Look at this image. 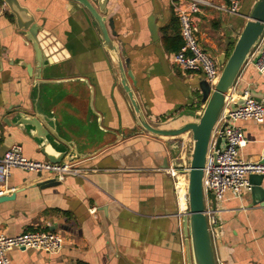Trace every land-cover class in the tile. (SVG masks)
<instances>
[{
    "label": "crops",
    "instance_id": "0c3cea01",
    "mask_svg": "<svg viewBox=\"0 0 264 264\" xmlns=\"http://www.w3.org/2000/svg\"><path fill=\"white\" fill-rule=\"evenodd\" d=\"M19 1L35 21H43L45 53L54 62L42 72L53 81L36 93L40 111L52 112L59 135L87 155L74 163L81 175H66L52 186L43 185L51 178L47 174L10 170L5 186L10 191L1 195L10 198L0 200V233L38 229L64 240L57 254L12 249L11 264H187L183 214L163 168L174 164L176 147L185 154L189 133L160 136L139 125L100 30L83 5ZM90 1L97 8V0ZM206 1L194 13L196 35L201 47L219 58L235 43L256 0H242L239 14L221 9L224 0ZM101 15L122 59L128 60L125 68L147 119L160 128L197 121L205 106L200 89L205 78L178 67L175 51L163 44V36L168 46L180 36L171 0H107ZM8 20L0 14V155L17 146L29 159L48 160L26 130L10 122L19 111L32 110L33 81L22 64L33 63V51ZM245 89L264 104V73L251 62L227 96L237 98ZM177 117L181 122L173 126ZM237 124L247 139L239 159L260 161L264 120ZM250 204L248 189L239 195L228 191L215 201L219 221L211 239L217 264H264V215Z\"/></svg>",
    "mask_w": 264,
    "mask_h": 264
},
{
    "label": "water",
    "instance_id": "95a60500",
    "mask_svg": "<svg viewBox=\"0 0 264 264\" xmlns=\"http://www.w3.org/2000/svg\"><path fill=\"white\" fill-rule=\"evenodd\" d=\"M74 1L84 6L97 24L103 44L115 67L117 79L128 97L139 125L147 132L160 136L178 137L185 132H191L189 159L186 162L188 212L182 215L181 220L182 232L185 238L187 264H217L212 246L211 230L206 217L202 184L203 167L208 144L224 105L225 98L264 30V0H256L254 2L248 15H246V21L236 37L230 54L226 57V54L223 53L222 57L216 58L217 62L221 65L217 82L211 87L206 80L202 81L200 89L205 106L197 121L182 123L170 128H160L153 125L142 110L137 95L131 86L130 80L133 81L132 74L125 68L128 60L122 59L101 15V13H105L106 11L107 0H97L98 9L90 0ZM0 12V14L7 16L8 21L14 26L15 30L21 32L23 39L26 43H30L33 51V63L22 64L26 69L27 76L32 78L33 81V88L31 90L33 100L32 110L30 113L19 111L14 120H7L14 126H22L29 136L36 141L39 151L49 161L63 163H75L79 161L87 154L79 152L72 141L59 135L52 112L48 116L40 111V105L37 101L36 93L39 92L40 85L53 81L44 79L42 73L51 63H54L49 61L45 53V47H48L49 44L46 42V33L42 30L43 21L41 23L35 21L33 15L29 13L25 6L20 4L19 0H0ZM109 26L112 27L110 22ZM44 42L46 46L43 45ZM251 96L257 101L262 100L260 97ZM178 121L181 122V119L178 117L173 119V126L178 124ZM225 125L226 123L222 124L220 131L223 130ZM221 142L222 137L218 135L216 138V149L220 148ZM179 152L180 147H176V153L172 157L176 165L181 167L182 163H177L176 161ZM260 152V162L264 163V146ZM37 174L42 175L41 173ZM248 181L250 184L248 189L251 197L250 206L257 207L264 215V186L262 185L264 174H250ZM58 183L59 180L49 178L43 182V185L52 186ZM9 198L1 196L0 200ZM210 201L212 208L215 209L216 200L213 194H210ZM218 221L219 219L216 214L215 225L218 224ZM50 230H53V228L50 227Z\"/></svg>",
    "mask_w": 264,
    "mask_h": 264
},
{
    "label": "built area",
    "instance_id": "2783aa9c",
    "mask_svg": "<svg viewBox=\"0 0 264 264\" xmlns=\"http://www.w3.org/2000/svg\"><path fill=\"white\" fill-rule=\"evenodd\" d=\"M224 1L226 5L220 7L221 9L231 14H239L242 0ZM183 3L187 4L186 8H182ZM171 4L182 39L181 47L173 54L174 62L184 71L202 73L205 80L213 87L218 80L221 67L217 64V60L201 47L196 35L197 26L194 18V13L199 10V6L208 4V2L206 0H171ZM247 62H251L258 72L264 73V30ZM238 97L241 98V103L237 102ZM238 97L228 98L226 96L208 144L203 167L202 184L210 230L215 225V209L210 207V194L214 195L215 200H222L228 191L239 195L243 190L249 189L248 176L250 174H264V163L239 159V150L245 146L247 139L242 128L237 124L240 120L263 121L264 104L255 100L248 89H245ZM231 103L235 106L232 107ZM224 123L226 125L220 131ZM215 131L222 137L219 149L215 148L217 138ZM181 153L178 154L179 161L182 163L181 167H178L173 159L174 164L163 170L172 178L179 212L185 214L188 212L187 164L184 159L185 154ZM12 168L47 174L59 181L63 180L66 175H81L83 172L74 163L29 159L22 154L19 147L13 146L0 155V196L10 191L5 186ZM95 210V207L89 209L90 213H94ZM63 243L64 240L60 234L45 230L24 231L15 235L0 233V264H11L8 252L12 249H35L57 254L62 250Z\"/></svg>",
    "mask_w": 264,
    "mask_h": 264
},
{
    "label": "trees",
    "instance_id": "16d2710c",
    "mask_svg": "<svg viewBox=\"0 0 264 264\" xmlns=\"http://www.w3.org/2000/svg\"><path fill=\"white\" fill-rule=\"evenodd\" d=\"M171 40H175L176 41V44L174 46H168L167 37L163 36V44H164L165 49L168 50V51H177L182 45L181 37L179 35L178 36H174L173 39H171ZM233 45H234V42L232 43V45H230L228 47L227 51L225 52L226 57L230 54V52H231V50L233 48Z\"/></svg>",
    "mask_w": 264,
    "mask_h": 264
},
{
    "label": "rangeland",
    "instance_id": "374dc122",
    "mask_svg": "<svg viewBox=\"0 0 264 264\" xmlns=\"http://www.w3.org/2000/svg\"><path fill=\"white\" fill-rule=\"evenodd\" d=\"M242 2V1H241ZM243 11V10H242ZM207 53L211 56V57H213V58H215L216 59V57H214L213 56V54L210 52V51H207ZM217 64L218 65H220L218 62H217ZM221 66V65H220ZM189 134L188 135H190V138H191V132H188ZM190 141V140H189ZM188 144H189V142H188ZM189 145L186 147V150H185V157H184V159H185V161L187 162L188 161V154H189Z\"/></svg>",
    "mask_w": 264,
    "mask_h": 264
},
{
    "label": "bare ground",
    "instance_id": "6f19581e",
    "mask_svg": "<svg viewBox=\"0 0 264 264\" xmlns=\"http://www.w3.org/2000/svg\"><path fill=\"white\" fill-rule=\"evenodd\" d=\"M182 206H184V204L182 203Z\"/></svg>",
    "mask_w": 264,
    "mask_h": 264
}]
</instances>
